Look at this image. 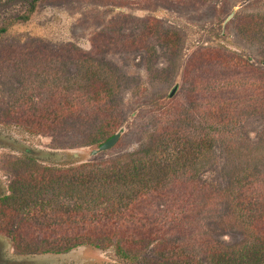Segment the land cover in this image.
I'll return each instance as SVG.
<instances>
[{"label": "rangeland", "instance_id": "obj_1", "mask_svg": "<svg viewBox=\"0 0 264 264\" xmlns=\"http://www.w3.org/2000/svg\"><path fill=\"white\" fill-rule=\"evenodd\" d=\"M33 1L0 0V199L50 202L48 176L84 163L144 160L158 182L172 163L139 212L149 239L181 264L263 248L264 0ZM2 209L0 264H122L111 248L19 255L12 235L35 249L51 216Z\"/></svg>", "mask_w": 264, "mask_h": 264}, {"label": "trees", "instance_id": "obj_2", "mask_svg": "<svg viewBox=\"0 0 264 264\" xmlns=\"http://www.w3.org/2000/svg\"><path fill=\"white\" fill-rule=\"evenodd\" d=\"M34 2L35 0L31 3L30 10ZM4 31L5 28H0V34ZM112 132L110 130L100 133L92 144L100 146L114 135ZM25 155L29 161L32 160L29 157L30 151ZM186 155L189 156L187 153ZM175 158L172 157L178 162ZM173 166L172 163L166 165L161 174L159 171L153 173L155 178L160 179L158 182L150 179V162L144 160L130 163H84L67 169L66 177L55 173L47 177L45 183L53 191L56 190L54 198L57 201H53V198L45 204L32 202L30 195H25L19 190L16 191L17 197L3 196L0 199L5 207L2 209L3 215L12 216L25 211L26 216L37 215L41 224L45 223V218L42 217L51 216V226L54 227L52 231L46 230L35 249H27L26 244L17 246V236L12 235L14 249L19 255L29 256L68 254L71 250L83 246L99 250L111 248L122 264H145L147 261L181 264V253L175 245H168L159 238L149 239L151 233L147 234L143 230V218L139 213L143 208L142 204L146 202V196H159L162 180L176 170ZM17 180L24 182L22 177ZM61 198L65 203H58ZM251 246L250 249L254 247ZM151 247L150 257L146 252ZM250 249L245 250L229 264H254L260 257L257 250H264V245L263 248L254 247L252 252Z\"/></svg>", "mask_w": 264, "mask_h": 264}, {"label": "water", "instance_id": "obj_3", "mask_svg": "<svg viewBox=\"0 0 264 264\" xmlns=\"http://www.w3.org/2000/svg\"><path fill=\"white\" fill-rule=\"evenodd\" d=\"M228 18H229V16L227 17V19ZM175 89H176L175 87H173L171 89V91H170V93L168 95L169 97L174 93ZM118 138H119V134L118 133H115L114 135H112V137H110L104 143H102L100 146H98V148L96 150H93L91 152V154L94 155L97 152L106 151V150L110 149L117 142Z\"/></svg>", "mask_w": 264, "mask_h": 264}]
</instances>
